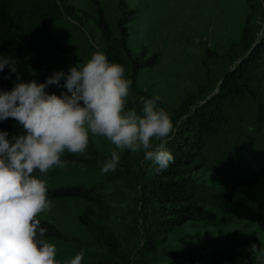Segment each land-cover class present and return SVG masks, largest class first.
Instances as JSON below:
<instances>
[{"label":"trees","instance_id":"16d2710c","mask_svg":"<svg viewBox=\"0 0 264 264\" xmlns=\"http://www.w3.org/2000/svg\"><path fill=\"white\" fill-rule=\"evenodd\" d=\"M60 1L0 0V53L16 60L18 73L45 68L49 71L50 62L57 54L64 53L53 28L56 21L65 14L71 15L72 11L66 8L64 14L58 5ZM89 1L95 10L96 25L106 44L104 53L109 61L121 64L126 77L131 72L135 78L143 68L151 67L134 60L127 49V25L133 12H129L126 1L115 0L121 13L117 35L103 0ZM244 2L250 8L253 5L251 0ZM243 53L234 69L223 73L207 92L200 91L194 100H185L177 117L171 116L172 120L176 118L174 132L166 148L175 159L167 169L161 170L153 162L144 161L142 152L125 150L115 171H101L103 161L110 155L101 156L96 151L64 154L62 159L69 162L68 166L49 170L43 177L47 180L48 198L51 201L75 199L83 207L77 217L80 236L72 245L73 249L56 252L60 264H70L81 251L84 252L81 264H234L230 256L182 254L168 249V240L188 223L215 218L214 212L207 216L204 210L208 205L204 179L210 149L228 141L227 131L239 127L243 123L239 118L246 115L261 117V121H257L258 129L264 132V94L260 89L264 40ZM15 80L16 73L9 75L6 67L0 72V89L10 90ZM47 91L60 95L67 90L55 87ZM239 103H243L244 110L238 107ZM127 107L136 108L138 112L142 107L141 99L130 91ZM246 107L250 112H244ZM0 130L10 136L22 133L21 126L12 118L0 121ZM254 168L250 179L234 182L214 209L226 207L237 187L252 186L264 179V153L259 154ZM58 170L72 172L62 177ZM38 219L48 230L45 239L59 237L52 222Z\"/></svg>","mask_w":264,"mask_h":264},{"label":"rangeland","instance_id":"374dc122","mask_svg":"<svg viewBox=\"0 0 264 264\" xmlns=\"http://www.w3.org/2000/svg\"><path fill=\"white\" fill-rule=\"evenodd\" d=\"M125 1L129 12H133L127 25V49L134 60L151 66L143 68L135 78L128 72L126 78L133 82L129 91L139 99L159 96L158 107L167 111L170 117H177L185 100H194L200 91L207 92L223 73L236 67L243 52L264 40V0H251L252 10L244 0ZM103 4L117 35L121 14L117 3L103 0ZM58 5L64 14L67 10L72 11L71 15L65 14L56 21L53 28L64 53L57 54L50 62L49 71L45 68L20 72L22 81L43 83L54 72L63 70L67 73L71 66L86 62L93 52L105 51L106 44L89 0H61ZM88 49L91 50L82 53ZM260 78V89L264 94V74ZM55 87L49 86L46 91ZM241 106L244 110L243 103L238 104ZM245 110L250 112L248 107ZM239 119L243 123L233 127L236 130L227 131L229 140L210 149L209 168L204 179L208 205L204 210L207 216L214 212L215 218L188 223L169 237L168 249L182 254L230 256L234 258V264H264V179L252 186L237 187L226 207L214 209L234 182L250 179L259 154L264 153V132L259 131L257 122L261 117L256 119L246 115ZM113 147L103 137L90 136L85 152L96 151L105 156L110 155ZM58 171L62 177L72 172ZM51 202L52 210L39 216L58 229L59 237L48 241L55 244L56 252L72 250L80 236L77 217L82 204L75 199ZM254 243L258 249L253 253L250 248Z\"/></svg>","mask_w":264,"mask_h":264},{"label":"clouds","instance_id":"9594fccd","mask_svg":"<svg viewBox=\"0 0 264 264\" xmlns=\"http://www.w3.org/2000/svg\"><path fill=\"white\" fill-rule=\"evenodd\" d=\"M6 67L9 75L16 73V80L10 90L0 89V121L14 119L22 133L10 136L0 130V264H60L56 246L44 238L48 230L38 219L53 207L43 177L53 168L68 166L62 159L66 152L84 153L90 136L114 146L103 161L104 173L116 170L125 150L142 152L144 161L165 170L175 159L166 148L173 121L158 107L159 96L141 97L139 112L128 108L133 82L121 64L110 62L99 50L43 83L22 81L16 60L0 53V72ZM49 86L67 91L49 93ZM257 249L251 245V252ZM83 257L81 251L70 264H81Z\"/></svg>","mask_w":264,"mask_h":264}]
</instances>
